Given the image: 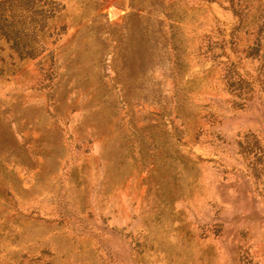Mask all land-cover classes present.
I'll return each instance as SVG.
<instances>
[{
  "label": "rangeland",
  "instance_id": "1",
  "mask_svg": "<svg viewBox=\"0 0 264 264\" xmlns=\"http://www.w3.org/2000/svg\"><path fill=\"white\" fill-rule=\"evenodd\" d=\"M35 2L34 54L0 39V264H264V0Z\"/></svg>",
  "mask_w": 264,
  "mask_h": 264
},
{
  "label": "trees",
  "instance_id": "2",
  "mask_svg": "<svg viewBox=\"0 0 264 264\" xmlns=\"http://www.w3.org/2000/svg\"><path fill=\"white\" fill-rule=\"evenodd\" d=\"M36 0H0V39L9 44L11 51L15 52L17 59L22 56H32L34 45L37 43L36 33L25 20L27 15L41 13ZM42 0L39 6L45 5ZM7 5V6H6Z\"/></svg>",
  "mask_w": 264,
  "mask_h": 264
}]
</instances>
